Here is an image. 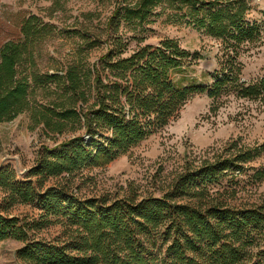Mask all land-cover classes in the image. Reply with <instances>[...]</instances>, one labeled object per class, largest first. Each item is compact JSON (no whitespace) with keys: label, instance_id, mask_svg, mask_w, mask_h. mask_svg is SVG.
I'll return each instance as SVG.
<instances>
[{"label":"trees","instance_id":"obj_1","mask_svg":"<svg viewBox=\"0 0 264 264\" xmlns=\"http://www.w3.org/2000/svg\"><path fill=\"white\" fill-rule=\"evenodd\" d=\"M122 1L125 4L119 2L107 20L106 50L83 69L72 62L59 72L38 75L29 65L34 63L32 54L25 57L26 43L8 41L2 46L0 121L30 112L45 134L71 135L38 153L29 175L41 178L20 182L6 177L0 182V240H26L18 255L31 264H264V249L257 257L251 250L255 237H264V198L233 204L206 186L208 178L242 167L241 162L253 157L250 149H227L226 155L187 163L161 196L141 197L136 190L114 197L80 196L79 186H74L79 174L84 177L87 169L107 166L168 124L195 93L216 97L237 82L240 95L264 98V75L242 81L229 52L215 81L185 84L179 75L197 63L199 51L169 37L131 48L120 33L122 19L144 21L159 0ZM191 3L195 12L204 13L202 22L208 20L216 36L237 31L233 37L241 40L258 31L256 23L242 20L245 0ZM223 3L226 7L218 6ZM39 88L40 98L35 96ZM50 176L60 178L44 188ZM255 176L263 180L264 167L256 169ZM36 199L42 203L39 217L21 220L10 215L15 204ZM62 207L76 225L67 239L30 238L33 229L42 228L49 214Z\"/></svg>","mask_w":264,"mask_h":264},{"label":"rangeland","instance_id":"obj_2","mask_svg":"<svg viewBox=\"0 0 264 264\" xmlns=\"http://www.w3.org/2000/svg\"><path fill=\"white\" fill-rule=\"evenodd\" d=\"M245 1L242 20L259 27L253 38L238 40L233 37L237 31L223 37L214 35L209 31L208 20L202 22L204 13L195 12L191 0H159L144 21L123 18L120 33L131 48L138 43L159 44L169 37L192 52L199 51L201 58L197 63L179 75L185 84L215 81L223 74L226 52L235 57L241 80L255 81L264 75V3ZM119 2L123 1L0 0V51L8 41L26 43L29 52L25 57L32 54L34 63L29 65L38 75L59 72L72 62L83 69L106 50L107 20ZM218 6L226 7V3ZM234 28L230 25V29ZM40 94L39 88L35 96L40 98ZM70 135L45 134L33 122L30 112L0 121V164H6L0 182L6 177L20 182L41 178L29 175L38 153L45 145L51 147ZM241 148L250 149L253 157L241 162L240 168L208 178L206 186L233 204L245 205L264 198V179L255 176L256 169L264 167V98L240 95L234 82L216 97L207 92L195 93L168 124L107 166L87 169L84 177L79 174L74 186H79L80 196L114 197L134 190L141 197L161 196L187 163L198 164L207 156L226 155L227 149L237 152ZM59 178H45L44 188L56 184ZM1 186L0 183V195ZM42 210V203L36 199L15 204L9 213L24 220L39 217ZM75 227L68 210L62 207L59 213L49 214L42 228L33 229L30 238L65 240ZM25 244L26 240L13 236L0 240V264H31L18 255ZM251 248L257 257L258 251L264 249V237L256 236Z\"/></svg>","mask_w":264,"mask_h":264},{"label":"water","instance_id":"obj_3","mask_svg":"<svg viewBox=\"0 0 264 264\" xmlns=\"http://www.w3.org/2000/svg\"><path fill=\"white\" fill-rule=\"evenodd\" d=\"M86 138L88 139L89 138V136L87 135L86 136ZM6 166V164L5 163H1L0 164V170H2L4 167Z\"/></svg>","mask_w":264,"mask_h":264},{"label":"built area","instance_id":"obj_4","mask_svg":"<svg viewBox=\"0 0 264 264\" xmlns=\"http://www.w3.org/2000/svg\"><path fill=\"white\" fill-rule=\"evenodd\" d=\"M256 3H264V0H254Z\"/></svg>","mask_w":264,"mask_h":264}]
</instances>
